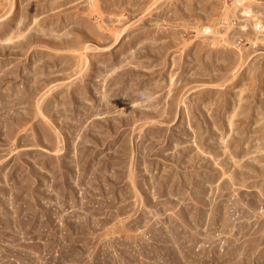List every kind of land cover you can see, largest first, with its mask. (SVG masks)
<instances>
[{"label": "rangeland", "instance_id": "rangeland-1", "mask_svg": "<svg viewBox=\"0 0 264 264\" xmlns=\"http://www.w3.org/2000/svg\"><path fill=\"white\" fill-rule=\"evenodd\" d=\"M237 15L0 0V264H264V42Z\"/></svg>", "mask_w": 264, "mask_h": 264}, {"label": "built area", "instance_id": "built-area-1", "mask_svg": "<svg viewBox=\"0 0 264 264\" xmlns=\"http://www.w3.org/2000/svg\"><path fill=\"white\" fill-rule=\"evenodd\" d=\"M228 1L237 10L238 15L235 17L237 28L243 31L244 36L239 41H247L253 48L256 46L255 40L264 42V20L262 15L250 6L249 0Z\"/></svg>", "mask_w": 264, "mask_h": 264}]
</instances>
